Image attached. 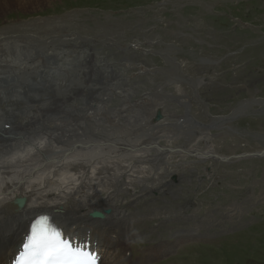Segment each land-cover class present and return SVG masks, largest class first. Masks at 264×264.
<instances>
[{"label": "rangeland", "instance_id": "obj_1", "mask_svg": "<svg viewBox=\"0 0 264 264\" xmlns=\"http://www.w3.org/2000/svg\"><path fill=\"white\" fill-rule=\"evenodd\" d=\"M10 1H0V53L9 47L11 54L14 48L26 53L18 60L36 68L0 70V83L2 79L16 81L11 85L24 89L20 90L22 101L44 98L50 108L58 103L51 108L58 114L69 106L93 113L117 108L128 115L141 108L151 125L157 122L152 123L155 112L150 113L161 106L165 111L160 122H173L172 130L198 133L206 129L197 128L190 116L205 126L211 116L229 110L251 111L259 106L254 103L264 102V0ZM62 37L68 38L67 50L60 44ZM62 49L65 54L56 59L63 58L64 71L57 72L52 62L56 59L48 60L47 55ZM42 59L47 62L41 64ZM102 59L111 63V71L102 67ZM77 72L85 87L78 95L77 79L72 76ZM203 77L208 82L195 86ZM167 79L171 84L165 85ZM29 80L35 85L27 86ZM55 81L63 85L56 86ZM41 85L52 95H43ZM28 107L42 112L33 125L51 127L44 117L47 108ZM184 114L194 126L180 120ZM263 116L210 131L214 151L228 160H216L213 166L214 159L173 153L168 169L164 160L147 167L156 169L160 164L164 173L157 179L150 173L148 189L134 183L135 191L122 193L118 200L137 218H131V237L123 244L128 257L116 262L113 248L105 255V264H127L128 258L145 264H264V155L256 154L264 148L245 142L249 135L264 143ZM5 121L10 120L0 123ZM6 125L0 134L12 132L10 124ZM136 125L140 123L135 121L133 131L141 130ZM164 143L179 146L180 153L187 145L186 137ZM222 143L226 152L233 153H218ZM197 144L205 148V141ZM244 157L251 160H239ZM204 173L208 177L200 179ZM164 182L169 184L161 188ZM132 193L138 198L133 199ZM187 229L199 237L175 246L173 233Z\"/></svg>", "mask_w": 264, "mask_h": 264}, {"label": "bare ground", "instance_id": "obj_2", "mask_svg": "<svg viewBox=\"0 0 264 264\" xmlns=\"http://www.w3.org/2000/svg\"><path fill=\"white\" fill-rule=\"evenodd\" d=\"M8 5L6 3V6ZM60 44L67 50L64 45L68 44V38H60ZM8 48L7 52L2 50L3 53H0V70L8 72L7 68H12L30 72L36 68L32 63L28 65L18 60L19 57L24 58L20 54L25 56L26 53L11 48L10 54ZM64 49L61 53H48L47 59L64 55ZM47 59H42L40 63L47 62ZM62 61L63 58L52 61L57 65V72L64 71L60 66ZM100 64L106 71H111L110 62L102 59ZM2 73L0 72V75ZM72 76L77 79L75 93H84L85 87L80 82L79 72ZM208 80L207 77L194 80V85L207 83ZM14 82L16 81L12 79H2L0 83V122L9 119V130H12L9 133L7 129L8 132L0 134V264L10 263L27 235L29 222L39 214L49 215L66 235L89 241L101 255L100 264H105L103 259L113 248H116L117 252L116 262H123V259L128 257L123 244L128 243L131 237L129 224L131 218H137L136 213L124 208V202L119 204L118 200L122 193L135 191L134 183L140 188L148 189L146 181L150 173L154 179L164 173L160 170V164L156 165V169L147 167H153L158 161L164 160V167L168 169V158L173 153L180 154L183 158L186 155L194 156L197 160L216 161L229 158L214 151L211 134L206 131L209 128L201 125L193 116L190 118L196 123V127L206 129L205 132L198 133L195 129L172 130L169 126H172L173 122H160L164 119L162 110L165 111L161 106L153 108L150 113L153 115L159 110L161 115L156 119L154 113L151 121L157 124L152 125L144 118L141 108L135 109L133 115H128L117 108L111 112L103 109L93 113L88 110L78 112L74 106H69L62 114H58L52 110L59 106L58 103L51 104V109L44 98L22 101L20 90L24 89L18 90L19 84L12 86L11 83ZM171 82L167 79L165 85ZM54 84L62 86L63 82L55 81ZM26 85H35V82L29 80ZM44 85H41L43 95H52ZM168 92L162 90L161 93ZM95 99L99 100V97ZM180 104L186 102L180 100ZM187 104L190 102L187 101ZM29 105L33 108L38 105L47 108L44 117L51 127L33 125L32 121L41 117L42 112L32 111ZM179 117L194 126L193 121L187 119L185 114ZM135 121L140 123L139 127H136L141 130L133 131ZM7 122L0 123V128ZM145 125H148V128ZM158 126L161 127L159 131L154 129ZM108 132L111 134L107 137ZM182 137H186L187 145L181 147V153L175 145L161 144L168 141L178 142ZM200 140L205 141L203 150L197 144ZM262 152L264 150L256 154L264 155ZM182 176L186 178V175ZM168 184L162 183L161 188L167 187ZM132 196L133 199L138 198L133 193ZM16 198H23L24 202L18 205ZM94 209H110V212L97 219L89 216L90 211ZM173 235L175 246L199 237V233L192 229ZM167 250L168 248L165 253ZM127 264L145 263L144 260L136 262L128 258Z\"/></svg>", "mask_w": 264, "mask_h": 264}, {"label": "snow or ice", "instance_id": "obj_3", "mask_svg": "<svg viewBox=\"0 0 264 264\" xmlns=\"http://www.w3.org/2000/svg\"><path fill=\"white\" fill-rule=\"evenodd\" d=\"M41 216L31 225L23 243V255L15 264H96L93 253L74 247L63 234Z\"/></svg>", "mask_w": 264, "mask_h": 264}, {"label": "crops", "instance_id": "obj_4", "mask_svg": "<svg viewBox=\"0 0 264 264\" xmlns=\"http://www.w3.org/2000/svg\"><path fill=\"white\" fill-rule=\"evenodd\" d=\"M263 103L264 102H261V103H258V104L257 103H254L253 105H259V106H255V108L253 110H251V111L250 110L243 111V110H240V109L237 110V111L236 110L235 111L229 110V111L221 112L222 114L220 116H217V115H216L217 117L211 116V117H209L210 120H207V123H206V125L204 127L209 128V129H207L209 132L210 131L211 132L212 131H215L216 132V131L222 129L223 127L225 128L226 127L225 124H227V123H229V124H232V123L235 124L239 119L242 120V119H249V118H251V119H249V120L246 121V122H249L252 119H256L255 116L263 115L264 114V107H261ZM218 104H220V103H216L214 105L217 106ZM263 118H264V116H263ZM248 137H250V136L248 135L245 138V142L248 145H253L255 147V149H261V148L263 149L264 148L263 141L260 144V141L259 140L255 139V138H248ZM235 145H237V144H235ZM221 147H222V151L221 152L217 151L218 153H226V154L233 153V152H226L224 150V143H222V146ZM253 158H255V157H253ZM243 159H250L251 160V158H245V157L242 158V159L239 158V160H243ZM236 160H238V159H236ZM232 163H234V161ZM212 164L214 166V165L218 164V162L215 161ZM239 168H241V166H239ZM212 171L214 172V169ZM228 171L229 172H232V171L233 172H236V169H234L232 171H230V170H228ZM199 178H201V174L199 175ZM197 184H198V187H199L200 183L198 182Z\"/></svg>", "mask_w": 264, "mask_h": 264}, {"label": "water", "instance_id": "obj_5", "mask_svg": "<svg viewBox=\"0 0 264 264\" xmlns=\"http://www.w3.org/2000/svg\"><path fill=\"white\" fill-rule=\"evenodd\" d=\"M160 116H161L160 115V112H159V110H157L156 113H155V118L156 119H159ZM262 153H264V152H262ZM236 157H240V155H238ZM207 177H208V175L204 173L203 175H201V178L200 179H206ZM15 202L18 205H21L24 202V199L23 198H20V199L16 198L15 199ZM109 212H110V209H104V210L94 209V210L90 211L89 216L92 217V218L101 219L105 215H107Z\"/></svg>", "mask_w": 264, "mask_h": 264}, {"label": "flooded vegetation", "instance_id": "obj_6", "mask_svg": "<svg viewBox=\"0 0 264 264\" xmlns=\"http://www.w3.org/2000/svg\"><path fill=\"white\" fill-rule=\"evenodd\" d=\"M178 105V104H177ZM232 155V154H231ZM242 155V154H241ZM231 157H233V155L231 156ZM229 159V158H228ZM226 160V159H225Z\"/></svg>", "mask_w": 264, "mask_h": 264}]
</instances>
